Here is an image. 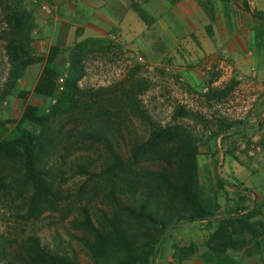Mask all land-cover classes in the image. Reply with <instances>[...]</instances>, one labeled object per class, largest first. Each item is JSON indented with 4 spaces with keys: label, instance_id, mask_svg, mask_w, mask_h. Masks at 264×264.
Wrapping results in <instances>:
<instances>
[{
    "label": "trees",
    "instance_id": "obj_1",
    "mask_svg": "<svg viewBox=\"0 0 264 264\" xmlns=\"http://www.w3.org/2000/svg\"><path fill=\"white\" fill-rule=\"evenodd\" d=\"M0 5L11 85L27 67L42 64L33 94L49 101L45 109L27 104L11 130L0 126V197L18 202L16 208L25 210L19 216L26 221L44 211L59 214L60 221L71 216L65 230L76 232L68 233L70 239L91 264H156L169 231L214 217L201 200L198 139L186 124L154 123L140 107L133 76L119 83L113 97L104 88L80 89L83 44L67 50L51 46L45 55H34L32 20L22 2L0 0ZM132 9L147 25V13L135 4ZM252 14L264 22V12ZM89 42L105 41L84 44ZM63 52L67 69L60 81L56 62ZM129 114L139 118L145 136L125 140L121 128L127 127L123 119ZM183 117L187 111L177 107L174 120ZM231 126L224 124L207 140ZM64 169L82 179L75 191L62 188L68 181ZM258 215L254 204L218 217L204 244L203 260L230 264L227 252L241 249L246 234H264V224L254 221ZM55 239L50 246L36 235L13 242L0 234V264H82L75 250H62V239Z\"/></svg>",
    "mask_w": 264,
    "mask_h": 264
},
{
    "label": "rangeland",
    "instance_id": "obj_2",
    "mask_svg": "<svg viewBox=\"0 0 264 264\" xmlns=\"http://www.w3.org/2000/svg\"><path fill=\"white\" fill-rule=\"evenodd\" d=\"M20 1L32 20L31 52L38 56L45 55L48 50L42 52L41 49L42 46L47 48V42L44 41L47 22L55 15L60 16V6L66 4L67 8L73 9L77 0ZM130 2L147 13V27L142 36L151 50L163 49L161 58L154 60L152 56L139 50L138 46H134L133 42L122 39L115 27H112L107 35L96 37L82 36L78 28L75 41L64 49L83 44L85 74L78 83L83 91L104 88L110 91L108 97H113V94L117 93L119 83L133 76L140 91L137 96L140 107L146 110L154 123L160 126L183 123L191 128L198 139L197 172L201 200L213 210L214 217L201 222L182 224L169 231L162 243V256L156 264H213L204 261L202 257L205 253L204 244L214 231L218 217L236 212L241 206L250 207L256 202L259 215L254 221L264 224V202L246 194L248 189L253 191L264 188V160H261L264 118L259 121L264 108L251 113L256 118L253 123L259 126L257 131L261 138L257 141L262 145V150L249 157L238 147L241 140L252 142L250 137L241 135L237 130L238 127L248 124L247 119L236 114L239 103L245 100L241 97L244 92L239 87L236 79L238 74L235 73L231 60H223L226 53L223 51L224 45H221L222 39L228 36L225 43L241 45L243 51L246 49L247 52L254 50L264 59V22L252 14L254 10L264 12V0ZM44 6L50 13L44 10ZM246 6L249 9H246ZM172 9L175 16L171 15ZM186 10L190 13L187 14ZM4 16V8L0 5V126L11 130L14 127L12 121H18L27 104L45 109L49 106V101L33 94L30 86L28 89L25 86L26 81L23 80L24 77L26 80H34L42 64L27 67L23 76L11 85L8 79L10 64L4 48ZM216 30L221 32L222 37L218 35L217 39H213L218 43L213 61L211 56L199 51V40L202 41L203 36L212 38ZM87 40L105 42L84 44ZM190 45L194 49H191ZM67 57V52L57 57L60 81L66 75ZM222 60L227 65H221ZM177 107H183L187 111V117L174 120ZM259 108L262 109V106ZM123 121L127 127L121 128V131L126 141L145 136V127L139 118L129 114ZM228 123L233 126L223 134L207 140L214 131ZM28 128L35 131V128ZM219 136L220 140L217 142ZM225 155L228 159L236 161L245 173L258 175L254 188L243 185L232 173L222 175ZM64 170L68 181L62 188L70 192L75 191L81 185L82 179L74 176L70 170ZM18 204L10 198L0 197V234L13 242H21L30 235H36L50 246L55 244V238L60 237L62 250L73 249L82 264H91L79 244L70 239L68 233L76 232L69 230L67 233L65 230L69 226L71 216L60 221L59 214L44 211L38 219L26 221L20 218L25 214V210L17 209ZM258 229L261 231L264 227ZM244 241L241 249L227 252L226 257L231 261L230 264H264V234L255 238L246 234ZM258 243L260 244L257 246Z\"/></svg>",
    "mask_w": 264,
    "mask_h": 264
},
{
    "label": "crops",
    "instance_id": "obj_3",
    "mask_svg": "<svg viewBox=\"0 0 264 264\" xmlns=\"http://www.w3.org/2000/svg\"><path fill=\"white\" fill-rule=\"evenodd\" d=\"M149 3H156L163 0H146ZM130 0H77L73 9L67 8L66 4L60 6V16L55 15L46 24L44 32V41L47 42L46 46H42V52H46L51 46L61 49L68 47L75 41L76 30L79 28L82 36H105L108 31L115 27L122 35V39L127 42H133L134 46H138L139 50L152 56L154 60L162 57L163 49L151 50L144 41L143 33L147 25L139 18L138 14L132 9ZM189 14V10H186ZM171 15L175 16L174 10H171ZM173 34V33H172ZM221 36L220 31H215L212 38L203 36L201 49L199 50L204 55L211 56L214 61L217 52V44L213 41L217 36ZM170 36V35H168ZM171 37V36H170ZM228 39V36L225 37ZM222 39L221 45H224L223 51L226 56L223 60L230 59L234 66V71L237 73L236 79L238 80L239 87L243 89L245 100L241 101L238 105L236 114L241 115L247 119L246 126L238 127L241 135L250 137V140H259L260 133L257 131L259 126L256 125V118L251 114L255 110H263L264 106V59L261 58L256 51L247 50L243 51V47L237 44L225 43ZM216 43V44H215ZM146 44V45H145ZM227 44V45H225ZM191 49L192 45L189 46ZM194 49V48H193ZM221 61V65H227L225 61ZM36 65V64H35ZM42 66L39 74L33 80L23 78L25 86L33 91L34 85L41 73ZM232 70V69H231ZM262 106V109L259 107ZM263 116V117H262ZM264 118V111L259 117V121ZM241 140V138H239ZM220 136L217 139L219 142ZM258 142V141H257ZM264 144V142H263ZM261 145V144H260ZM262 150V145H261ZM261 150L259 152H261ZM264 160V145L262 150ZM258 152V153H259ZM257 154V153H256ZM225 165L223 176L232 173L233 176L239 180L243 185L254 188L257 174H247L236 164V161L224 157ZM246 194H250L252 198H256L259 202H264V188L263 190L248 189ZM256 204L253 202L252 205Z\"/></svg>",
    "mask_w": 264,
    "mask_h": 264
},
{
    "label": "built area",
    "instance_id": "obj_4",
    "mask_svg": "<svg viewBox=\"0 0 264 264\" xmlns=\"http://www.w3.org/2000/svg\"><path fill=\"white\" fill-rule=\"evenodd\" d=\"M43 8L44 10L50 13V10L46 6H44ZM238 147L240 151H244L246 155L249 157L255 156V154L261 150V145L257 141H253L250 143V142L241 140L238 144Z\"/></svg>",
    "mask_w": 264,
    "mask_h": 264
}]
</instances>
